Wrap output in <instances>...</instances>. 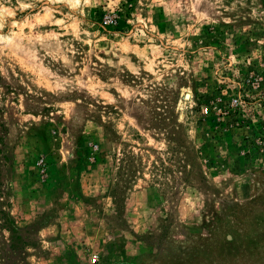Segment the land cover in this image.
<instances>
[{
	"label": "rangeland",
	"instance_id": "obj_1",
	"mask_svg": "<svg viewBox=\"0 0 264 264\" xmlns=\"http://www.w3.org/2000/svg\"><path fill=\"white\" fill-rule=\"evenodd\" d=\"M0 209V264H264V0H0Z\"/></svg>",
	"mask_w": 264,
	"mask_h": 264
},
{
	"label": "trees",
	"instance_id": "obj_2",
	"mask_svg": "<svg viewBox=\"0 0 264 264\" xmlns=\"http://www.w3.org/2000/svg\"><path fill=\"white\" fill-rule=\"evenodd\" d=\"M0 227L4 228L8 234V240H9V245L8 246H13L17 245L18 242H20V237L18 234L17 226L14 224L13 219L9 216V214L5 213L3 210L0 209Z\"/></svg>",
	"mask_w": 264,
	"mask_h": 264
},
{
	"label": "built area",
	"instance_id": "obj_3",
	"mask_svg": "<svg viewBox=\"0 0 264 264\" xmlns=\"http://www.w3.org/2000/svg\"><path fill=\"white\" fill-rule=\"evenodd\" d=\"M112 22H113V19H112L111 17H106L105 19L102 20V23H103L104 25H109V24H111ZM95 259H96V257L93 256V257L90 259V261H91V262H94Z\"/></svg>",
	"mask_w": 264,
	"mask_h": 264
}]
</instances>
